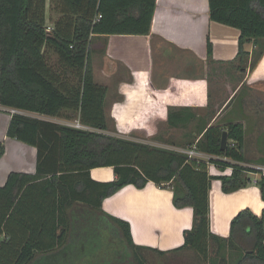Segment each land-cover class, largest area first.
<instances>
[{"label": "trees", "instance_id": "1", "mask_svg": "<svg viewBox=\"0 0 264 264\" xmlns=\"http://www.w3.org/2000/svg\"><path fill=\"white\" fill-rule=\"evenodd\" d=\"M50 1L60 12L52 30L47 28V0H0V107L45 117L73 111L90 129L12 115L7 136L37 149V168L35 174L10 173L0 187V264H31L63 249L71 237L72 213L111 220L135 264H264V210L261 216L239 212L228 238L210 230L209 193L215 179L210 164L232 169L230 176L219 178L226 194L247 187L250 174H258L264 201V176L243 166L248 160L242 123L209 126L193 109H168L171 130L196 123L198 129L190 134L194 142L180 147H196L209 156L206 161L108 133V88L95 82L93 45H106L105 37L111 35H150L157 0ZM209 10L211 21L240 31L239 64H247L252 55L246 50L249 43L257 49L253 55L262 57L264 0H209ZM49 49L61 66L49 64ZM208 54L213 55L210 41ZM225 131L231 144L222 150ZM4 153L1 145L0 160ZM107 167L114 168V181L91 179V170ZM151 182L172 189L177 209L194 211L183 246L169 252L135 245L131 225L102 209L107 198L125 187L144 189Z\"/></svg>", "mask_w": 264, "mask_h": 264}, {"label": "crops", "instance_id": "2", "mask_svg": "<svg viewBox=\"0 0 264 264\" xmlns=\"http://www.w3.org/2000/svg\"><path fill=\"white\" fill-rule=\"evenodd\" d=\"M59 13L58 6L47 0V19L49 14L54 16L50 23L47 21L50 24L48 30L53 29ZM240 35L236 28L211 21L209 0H157L150 35H111L105 37L106 45L100 41L94 44L93 46L100 44L99 49L105 48L101 68L94 60V56L99 55H95V52L91 55L94 79L98 77V71L108 79L118 76L119 68L123 72V79L118 85L119 96L108 110L119 133H141L151 139L162 128L165 132L181 130L184 131L182 136H190L191 127L172 130L169 128L170 107L195 111L198 108H208L210 113L216 111L217 115L211 116L216 118H212L209 126L224 117L225 107H221L220 103H211L215 99V93L206 90L209 82L200 80V73L208 81L210 75L215 76L219 70L237 63ZM209 41L213 45L212 57L208 54ZM253 48V43L246 45L249 52ZM251 62L252 55L248 63L241 67L242 74H245L243 82L236 91L229 84L225 95L232 98L246 83L264 84V54L253 69ZM121 97L124 101L120 100ZM240 103L238 111L242 112L244 106L242 101ZM261 107L263 111L264 105ZM231 109L227 110L229 116L222 126L232 122L242 123L246 131L244 121L237 119L236 114H229ZM11 119L12 115L0 107V146L5 148L0 160V187L6 184L10 173L35 174L37 168V149L7 136ZM167 136L163 132L159 135V140L165 142L168 140ZM175 147L174 151L187 150L180 146ZM250 147L247 138L248 164L251 161L248 157ZM263 147L264 130H258L255 144L257 158L254 162L264 168ZM209 173L215 178L209 193L210 230L217 236L228 238L231 221L239 212L247 209L257 216L262 215L264 201L257 182L258 177L250 174L251 184L226 194L222 191V181L219 178L230 176L232 169L221 170L210 165ZM90 177L96 182H111L116 179L114 168L111 167L93 169ZM173 195L171 188H160L152 182L144 189L127 186L107 198L102 209L131 225L135 245L169 252L183 246L184 232L192 228L194 219L192 208L177 209L174 206ZM75 216L72 213V223Z\"/></svg>", "mask_w": 264, "mask_h": 264}, {"label": "rangeland", "instance_id": "3", "mask_svg": "<svg viewBox=\"0 0 264 264\" xmlns=\"http://www.w3.org/2000/svg\"><path fill=\"white\" fill-rule=\"evenodd\" d=\"M53 18L54 16H51L50 14L48 15L49 23ZM49 25L47 24L48 29L50 28ZM94 50H97L94 51V54L99 55V57L94 56V60L101 68L102 58L105 52H100L101 49L99 48H95ZM254 51H257L255 47L252 49V52H250L252 53L253 68L257 65V62L259 60L256 55H253ZM47 56L49 64L53 65L54 67L61 66L59 63V57L52 49L47 50ZM245 65L246 64H239V62L231 64V67L229 66L227 67V69L219 70L218 72H216L215 76L210 75L211 78H209L208 81L205 77L202 78V75L200 73V80L209 82L206 90H211V93H215V99H212L211 103H220L221 107H225V111L223 112L224 117H220L221 119H219V121H215L213 125H221V127H223L222 124H224L225 120L229 116L227 115V110L229 108H232L229 114H236L237 119H241L242 121H244V124L246 126V134L248 136L247 138L249 139L251 145L248 150V157L251 161L249 162V164L246 163L245 165L249 168H259L262 167V165L256 164L254 160L257 158V151L255 148L256 132H258V130H264V110L262 111L261 107L262 105H264V84L246 83L240 88V90H237V93L234 94L232 98H230V95H225L227 94L226 92H228L227 87L229 84L234 89V91H236L241 82H243L245 74H242L241 67H244ZM119 72L120 73L118 76H114L112 79H108L103 77V75H101V73L98 71V77L95 79L97 84H101L102 86L108 88L106 116L109 120V134L129 140L138 141L152 147L168 150H174L176 148L175 146H183L185 145L184 143H187L188 141L194 142V137L192 138L191 136H182V132L184 133V131L181 130L172 132L166 130L165 132V130H162V128H160V132L156 135V137L151 139L145 137V135H142L141 133H138L136 135L120 134L114 120L110 117V114L108 112L110 105L114 103V101L117 100V96H119L118 85L119 82H121V80L123 79L121 77L123 73L122 69L119 68ZM126 78L132 81V79H129V77L126 76ZM73 83H76L75 79H73ZM120 100L124 101L123 97H121ZM241 101L243 103L242 105L244 106V110L242 112H239L238 108L239 104L241 105ZM196 112L200 118L205 117L207 120H209V123L210 121H212V118H216H211L212 114L215 116L217 115L216 111H213L212 113L208 112V108H198L196 109ZM21 114L29 116L31 118L43 119L62 125L72 126L75 128L78 123L81 126L85 127L80 123L79 113L73 111L64 110L57 117H45L30 114L27 112H22ZM197 127L198 126H196V123H194L191 129L197 130ZM85 129L87 128L85 127ZM89 129L90 128H88V130ZM163 132L164 134H166V136L168 135V140H166L167 142L159 140V135ZM228 144L231 143L228 141ZM262 155H264V147L262 149ZM206 160L207 159H205V161ZM110 204L111 202L108 206H110ZM85 216L86 217H79L74 219L73 223L71 224L72 232L67 246H64L63 249L53 254L46 255L45 257H39V259L32 262L31 264H135L133 262V259L130 258V255L132 257L131 251L128 252L126 246H124V241L122 240L117 225H113L111 220L104 217H98L95 215L94 218H88V216H92V214L88 213H86Z\"/></svg>", "mask_w": 264, "mask_h": 264}, {"label": "built area", "instance_id": "4", "mask_svg": "<svg viewBox=\"0 0 264 264\" xmlns=\"http://www.w3.org/2000/svg\"><path fill=\"white\" fill-rule=\"evenodd\" d=\"M100 18H101V16H99L97 20H99ZM2 110H5L6 112L10 113L11 115L21 114L22 113L21 111H18V110H15V109H10V108H2ZM76 128L77 129H85V127L81 126L79 123L76 125ZM85 130H88V128L85 129ZM182 152L185 153V154H187L190 159H194V160H205V159H208L209 158L208 155L203 154V153H200L196 149V147H192V148H189L187 150H183ZM224 161H226V159H224ZM253 169L259 171L264 176V168L259 167V168H253ZM256 175L258 177V174H256Z\"/></svg>", "mask_w": 264, "mask_h": 264}, {"label": "water", "instance_id": "5", "mask_svg": "<svg viewBox=\"0 0 264 264\" xmlns=\"http://www.w3.org/2000/svg\"><path fill=\"white\" fill-rule=\"evenodd\" d=\"M94 47H95L96 49H98V48L100 47V44H97V45H95ZM94 47H93V48H94ZM95 48H94V49H95ZM228 141H229L228 132L225 131V132H223V134H222V140H221V149H222V150H225V149H226L227 144H228Z\"/></svg>", "mask_w": 264, "mask_h": 264}]
</instances>
